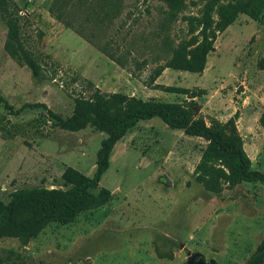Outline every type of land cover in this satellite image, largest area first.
<instances>
[{
  "label": "rangeland",
  "instance_id": "374dc122",
  "mask_svg": "<svg viewBox=\"0 0 264 264\" xmlns=\"http://www.w3.org/2000/svg\"><path fill=\"white\" fill-rule=\"evenodd\" d=\"M250 1L223 0L216 6L215 21L227 10L236 16L224 31L215 32L201 74L165 69L157 78L156 84L189 92L184 95L146 85L153 69L164 63V34L155 35L167 9L162 0H125L104 39L112 38L121 47L112 45L116 55L130 52L125 68L55 20L48 11L51 0H14L23 42L42 73L33 78L26 66L5 54L7 27L0 14V96L15 110L43 103L67 118L73 100L92 92L91 83L105 94L185 106L194 102L207 126L239 119L238 129L254 134L264 110V8L253 20L235 7ZM185 3L170 27L175 44L187 37L186 18L196 22L204 7L197 0ZM132 58L147 62L135 76L130 72ZM260 133L264 139V129ZM105 136L89 127L76 133L59 130L42 109L26 108L14 115L0 105V199L7 202L20 189H64L61 176L69 167L91 177ZM205 144L168 128L157 117L140 121L114 146L99 183L111 192L109 202L81 213L70 224H50L27 242L0 236V264H187L186 251L216 264H246L264 239V214L250 216L249 206L221 204L219 199L259 191V203L264 184L254 188L246 183L237 189L225 184L220 193L206 191L194 174ZM258 160L262 167L254 163L253 169L264 174L263 144Z\"/></svg>",
  "mask_w": 264,
  "mask_h": 264
},
{
  "label": "trees",
  "instance_id": "16d2710c",
  "mask_svg": "<svg viewBox=\"0 0 264 264\" xmlns=\"http://www.w3.org/2000/svg\"><path fill=\"white\" fill-rule=\"evenodd\" d=\"M162 1L167 9L155 35L161 37L164 34L161 40L164 63L153 69L146 85L154 90L185 95L189 93L185 89L156 84L157 78L165 69L201 74L208 55L213 51L215 32L224 31L234 21L236 12L227 10L219 21H215L213 12L223 0H197L204 6L201 17L196 22L186 18L187 37L175 44L169 36L170 27L186 9V3L185 0ZM124 7L125 0H51L48 11L65 28L72 30L109 60L125 68L130 52L120 53L118 56L112 52V45L117 50H121V47L112 38L104 40L109 37L108 33ZM235 7L251 19L257 20L264 8V0L246 2L241 7L235 4ZM18 13L14 0H0V14L7 27L3 49L19 66H26L33 78H39L42 66L25 47ZM131 60L134 61V69H130V72L135 76V72L140 71L147 62L134 58ZM89 88L93 90L88 97H76L73 100L72 113L67 118L61 117L43 103H26L15 110L0 96V105L11 114L18 115L26 108L42 109L52 125L59 130L76 133L89 127L106 135L96 152L95 169L91 177L69 167L61 176L64 189H20L13 191L7 202L0 199V236H12L27 242L50 224H70L81 213L106 205L111 192L100 187L99 183L109 168L114 146L140 121L154 117L161 119L170 129L181 130L188 137L201 138L206 142L194 170L196 182L206 191L217 194L225 184L228 189H232L241 183H264V174L251 168L235 121L226 126L210 127L198 115L194 102L185 106L181 103L144 101L123 93H102L92 87L91 83ZM259 125L264 129V110L259 117ZM246 264H264V239L256 246Z\"/></svg>",
  "mask_w": 264,
  "mask_h": 264
},
{
  "label": "crops",
  "instance_id": "0c3cea01",
  "mask_svg": "<svg viewBox=\"0 0 264 264\" xmlns=\"http://www.w3.org/2000/svg\"><path fill=\"white\" fill-rule=\"evenodd\" d=\"M239 121L240 120L238 119L235 122L236 128H237V131H238V133L240 134V136L242 138V141H243V149H244L245 153L247 154V156L250 159L251 168L253 169L254 163L257 164L259 167H262V164H260V162L258 160V156L261 154L262 144L264 145V139L262 138V135L260 133V129L262 127L261 126H258L259 127L258 130L255 129L254 130L255 133L254 134H251V132H248V131L247 132L240 131L238 129ZM257 138H259V139H257ZM242 184H246V183L238 184L234 188L237 189V188L241 187ZM251 184H254V186H255L254 188H256V185L255 184H258V183H251ZM256 191H258V190H256ZM257 193H254L253 195L251 194L252 196H250V195L249 196H228L226 198V200L224 198H220L219 199L218 196H215V198H218L219 199V202L221 204L226 203V202H229V203H232V204H235V205L240 204L241 206H249V208L251 209V211L249 212L251 214L250 216H257V215L264 214V194H261V196H263V199L261 200V202L257 203L256 202V199L258 197L257 196L258 195Z\"/></svg>",
  "mask_w": 264,
  "mask_h": 264
},
{
  "label": "water",
  "instance_id": "95a60500",
  "mask_svg": "<svg viewBox=\"0 0 264 264\" xmlns=\"http://www.w3.org/2000/svg\"><path fill=\"white\" fill-rule=\"evenodd\" d=\"M194 94L189 96V99H192ZM166 183L170 184V181L166 178ZM180 248H183V244L180 245ZM186 256L188 258L187 264H216L214 261L207 262L203 255L196 253L191 254L190 251H186Z\"/></svg>",
  "mask_w": 264,
  "mask_h": 264
},
{
  "label": "built area",
  "instance_id": "2783aa9c",
  "mask_svg": "<svg viewBox=\"0 0 264 264\" xmlns=\"http://www.w3.org/2000/svg\"><path fill=\"white\" fill-rule=\"evenodd\" d=\"M20 13V12H19Z\"/></svg>",
  "mask_w": 264,
  "mask_h": 264
}]
</instances>
